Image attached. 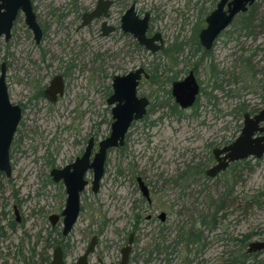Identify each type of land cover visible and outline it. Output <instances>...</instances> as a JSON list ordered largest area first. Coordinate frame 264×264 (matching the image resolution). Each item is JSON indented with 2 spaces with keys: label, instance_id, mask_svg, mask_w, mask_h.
<instances>
[{
  "label": "rangeland",
  "instance_id": "obj_1",
  "mask_svg": "<svg viewBox=\"0 0 264 264\" xmlns=\"http://www.w3.org/2000/svg\"><path fill=\"white\" fill-rule=\"evenodd\" d=\"M70 1L35 0L43 21L50 23L53 8L69 5ZM85 1L92 4L94 0ZM132 1L124 0L123 6ZM138 7L153 12V26L162 31L166 44L180 42L184 51L177 55V64L165 55L157 56V62H161L162 89L144 82L140 93L150 96L152 102L164 101L167 106L156 105L146 120L138 121L130 129L124 149L109 151L99 192L94 193L88 187L82 194V211L71 239L67 241L69 254V246L73 245L75 255L82 254L90 237L97 233L100 235L98 249L105 252L107 262L120 259V249L134 229V214L138 212L135 207L138 206L142 221L136 230L129 264H236L233 260H243L242 245L245 243L241 240L246 236L250 238L245 250L251 241L264 238V196H259L264 190V158L258 163L253 161L252 169L248 171L239 169L229 173L218 186L205 176L195 175L179 181L178 177L188 165L196 166L208 157L210 139L219 141L220 136L226 134L227 112L239 103L254 108L260 107L264 101V88L261 89L258 82L264 79V0H257L254 4L251 34L242 29V20L238 18L217 40L208 56L201 52L191 58L188 53L193 49L195 36L205 25L209 0L204 3L202 0H139ZM51 28L55 29L56 24ZM82 35L75 37V41H79L76 51L81 50L80 39L88 38L87 32ZM46 46L53 47L55 54H62L61 48L53 46L51 40L44 43ZM94 52L90 50L87 57L90 63L77 80L80 85L70 91V97L54 109L52 116L47 115L49 108H42L38 124L29 123L32 127L27 133L25 148L30 151L17 155L11 178L5 175L1 178L0 210L12 209L17 204L24 219V224H17L14 229L7 227L5 236L0 237L3 256L0 259L8 264L49 263L42 261V253L48 247L45 238L53 230L45 215L60 213L66 197L62 195L64 187L48 184L50 168L45 159L56 154L58 163L64 164L81 148L76 144L77 137L85 138L92 132H98L100 140L108 136L111 113L106 103L107 85L111 84L115 74L143 62L148 64L153 59L152 56H137L129 63L120 64L111 58L106 73L101 74L98 71L100 65L93 63ZM247 57L256 71L254 80L243 72L240 74L242 58ZM165 64H169L172 71H166L169 67L164 69ZM213 68L219 78L217 83L224 85L223 90L213 87L216 82ZM189 70H195L203 83V94L197 106L175 113L171 111L169 104L172 101L167 96L171 83L164 81L175 74L178 79L183 78ZM234 76H238V82L233 81ZM76 92L88 98V105L84 106L85 117L78 123L73 120ZM227 117L231 119V116ZM236 126L231 124L230 131L238 132ZM36 146L39 150L35 152ZM137 176H142L151 189L150 205L142 201L134 179ZM251 200H258L261 205L250 203ZM220 203L223 207L218 211L216 226L201 225L202 218L210 220ZM162 211L167 213L164 222L159 218ZM149 214L151 219H147ZM8 222L2 223L6 225ZM191 227H201L200 242L188 247L180 243L164 249L163 246L173 245L178 235H183ZM161 241L164 242L155 247ZM34 250L37 251L36 258ZM52 250L50 246L47 248L50 255ZM72 259L70 254L68 263ZM258 261L264 262V252L256 259H246V264H259Z\"/></svg>",
  "mask_w": 264,
  "mask_h": 264
},
{
  "label": "flooded vegetation",
  "instance_id": "obj_2",
  "mask_svg": "<svg viewBox=\"0 0 264 264\" xmlns=\"http://www.w3.org/2000/svg\"><path fill=\"white\" fill-rule=\"evenodd\" d=\"M100 0H94L92 4L87 3L85 0H71L69 5L63 6L61 8H53V11L51 12V23L45 22L42 19V13L38 10L36 6L35 0H31L32 3V9L35 15V20L38 23V25L41 27L43 35L39 41L36 39L35 32L30 29V27L27 24L26 21V14L23 11V9H19L15 15V18L12 22V27L10 30L9 35L6 33L0 34V77L4 75L5 83L7 85V92L9 96V100L13 105L18 106L21 109V119L19 122V125L17 127V130L14 134L12 144L10 146V162L12 167V173L11 176H7L4 172L0 173V188L2 185V176L5 175L7 178H11L13 175V170L15 167V162L17 155L20 154H27L29 150L25 148L26 139H27V133L31 129V124H38L40 118V115L42 113V108L48 109L49 113L47 115L52 116L54 113V109L58 107L60 104H63L67 98L70 97V91L73 89V87H78L80 84L78 83V79L81 77V73L86 70V68L89 65V61L87 57L89 56L90 50H94L93 53L94 59L93 63L97 62L100 66L98 67V71H100L101 74L106 73V67L109 65L108 61H111L112 58L113 61L120 63V64H126L129 63L137 58V56H152L153 59L150 60L147 63H140L138 66L128 67L125 69V71L121 74H115L112 77V82L110 85H107L106 87V103L108 104V109H110L111 113V119L110 124H112V107L113 105L108 103L109 98L113 95L114 89H113V79L117 75H125L129 72L135 71L138 68H144L145 73L148 74V77L145 76L143 73L141 75V79L139 80V85L137 87V96L139 97H146L149 100V104L147 106V113L140 119H135L130 127V129L138 122L146 120L147 117L151 112H153V104L150 96H146L140 93V87L144 82H150L152 87L159 88V90L162 89V85L160 84L161 78L159 77L158 82L154 83L152 78V71L154 67H161V62H157L158 57H162L165 55V57L169 60L171 58V61L173 64H177V55H180L184 51V46L180 42H174L171 44H166L165 37L162 31L156 29L153 26V12L148 9H143L138 7L139 0H133L131 4L127 6H123L124 0H103V1H110L111 4L106 9L101 8L99 12V16H95L92 19H88V16L90 13H92L99 4ZM204 1L208 0H202ZM220 0H209L210 2V8L209 12L207 13V16L205 18V25L200 29V31L195 36V40L193 42V49L189 50L188 56L195 57L198 56V54H203L205 56H208L212 49L214 48L217 40L224 34V32L235 23V21L239 18V16L243 13H239L235 19L232 21V23L221 32V34L217 37L215 40L213 46L210 49H207L204 47L200 40V33L201 31L207 27V17L217 8L218 3ZM232 0H228L230 2ZM257 2V1H256ZM255 2V3H256ZM254 3V4H255ZM126 4V3H125ZM253 4V5H254ZM134 6V10L136 15L139 17V19H144L147 13H149V21L148 26L145 31V37L146 39H152L153 37L157 36L158 40H155V42L151 43L152 47H158V49L153 50L151 48H148L145 44H141L138 37L135 35L134 32L130 30H126L123 27V18L126 12ZM227 9V5L225 6V10ZM5 9H3L4 11ZM86 16V17H85ZM56 24V28L52 29L51 27ZM50 26V27H49ZM54 31V33H53ZM87 32L88 38H81V50L79 49L76 51V48H79V41H75L76 36H83L82 34ZM53 34V36H52ZM51 40V43H53V46L57 45L61 48L62 54H55L53 51V47L49 48L48 46L44 47V43ZM96 43V46H95ZM76 44V46H74ZM44 47V48H43ZM96 49V50H95ZM75 51V52H73ZM199 60H201V56L199 57ZM117 65V64H116ZM169 67V64H165V68L167 69ZM166 71H172V69L169 67ZM193 71L195 74V78L199 84V94L197 97V100L195 104L192 107H195L199 104V100L203 94V83L201 80L197 77L195 70H189L188 74L180 79H175L169 82V78H165L164 83L167 81L168 83H171L170 88L167 90V96L170 101H173L176 103V105L184 110L190 109L192 107H189L187 109L181 108V106L176 102L175 97L172 93L173 83L179 80H183L186 78L189 73ZM215 76V74H214ZM224 85L219 84L218 88H221L223 90ZM170 91V96L168 92ZM216 96H214L215 98ZM76 98V106L73 110L74 122L78 123V121L84 119L85 110L84 106L88 105V98L80 94L79 92H76L75 95ZM172 104V103H170ZM247 110L242 118L235 117L234 118V109H232L231 112H227L225 114L226 116V126H225V133L222 136H220L219 141L215 140H209L207 146L209 147V154L208 157L200 160L198 163L201 165V167L204 169L203 171H200L198 175L205 176L208 180H211L212 184L215 186H218V184L222 183L224 181V177L226 175H229V173L234 172L235 170L238 171L239 169L241 172L248 171L250 167H252L251 163L254 161L255 163H258L261 159L264 158V155L261 158H257L255 156H249L244 159L230 161L229 158H226L227 151H224L222 153H218V155L215 153L217 150H223L224 148L232 145L238 136L240 135L244 123H245V114L248 113L251 116H254L255 114L259 113L264 108V101L260 107H249L245 103H243ZM157 105V104H156ZM158 106V105H157ZM172 111V109H171ZM45 113V112H44ZM227 116H231V119L228 120ZM31 123V124H29ZM100 125V122L98 123ZM231 124H236L238 132H231ZM260 126H264V122L260 124ZM39 128V127H37ZM70 128V127H68ZM130 129L126 135L125 138V144L123 146L117 147V148H123L127 144V138L130 133ZM36 132V131H35ZM111 132V130H110ZM110 135V134H109ZM108 135V136H109ZM262 135L261 133H256L254 137H259ZM106 136V137H108ZM105 137V138H106ZM103 139H99V133L98 132H92L85 138H76V144L81 146L80 150L77 152V154L74 157H71L69 160L65 161V163L60 164L58 163V157L56 154H49V160L48 158L45 159L46 165H49L50 172L48 174V184H52L55 186H62L64 187V191H62V195L67 199V193H66V187L64 180L61 179L59 181H56L52 175V171L54 169H63L71 164H73L77 158L82 157L85 151L87 150V147L89 146L90 140L93 139V146L91 150V156L90 161L92 162L94 159L95 154L99 151V145L100 142ZM114 149V148H112ZM39 150L38 146L35 147L34 151L36 152ZM111 149H109L110 151ZM109 154V152H108ZM108 158V157H107ZM107 163V160H106ZM222 164V168L215 171L213 175L209 174V170L215 168L216 166ZM105 172H106V165H105ZM92 175V177H91ZM105 176V174H104ZM137 176L136 182L138 184V187L140 189V192L142 194V201L144 199L146 200L147 204L152 203V192L149 187V185L145 182V184L148 186L150 191V200L147 199L142 191L141 187L138 181ZM85 179L88 181V184L86 185L83 192L90 187L92 189V182H93V170H88L85 175ZM223 180V181H222ZM102 181V180H101ZM101 187V183H100ZM100 190V188H99ZM93 191V189H92ZM81 193V199L82 194ZM94 192V191H93ZM99 192V191H98ZM97 192V193H98ZM95 193V192H94ZM66 199H65V205H66ZM19 202V198L17 200ZM64 205V208H65ZM60 213H51L45 215V218L48 219L50 222L51 228L53 229L52 232L49 233V235L45 238V241L48 244V247L52 248V253L47 251V248L45 249V252L42 253V261L44 263L49 262L50 264L52 262L54 251L57 247H61L62 254H63V260L64 264H77L79 262V259L81 256L85 254V252L90 248V245L92 242H94V248L93 251H91L86 258L87 264H120L121 258H122V250L125 248L130 238H132L133 243L131 245V251L129 254V261L130 257L133 251V244L136 239V230L139 229V224L142 221V219L137 218V216L142 214L139 210V207L136 206L135 208L138 210L134 214L135 223L133 231L129 234L128 239L126 240V244L120 249V259L117 261H110L107 262L106 260V254L103 250L98 249L100 244V235L97 233H94L83 251L80 255H75V251L73 250V246H69L71 250V255L73 256V259L70 263H68L67 259L70 256L68 251V239H71V234L74 229L75 224L77 223L81 211H82V204H81V211L78 216V219L76 223L74 224L71 231L64 235L63 233V216L62 212ZM217 209V208H216ZM20 208L17 204L12 206V209L10 208H2L0 210V237L5 236V229L12 228L14 229L17 224H21L24 219L21 215ZM162 211L161 213H163ZM161 213L159 214V218L161 221ZM166 217L167 213L165 212ZM217 214L216 213V220H217ZM10 215H13L14 218ZM52 215H58L59 218L56 220L55 223L52 222L51 216ZM165 217V221H166ZM142 218V215H141ZM152 215H148L147 219H151ZM5 220H8V224H3ZM215 220V222H216ZM164 222V221H163ZM101 233V231H99ZM94 237H97V239L94 241ZM250 238H248L244 245H242V254L243 257L242 261L233 260L236 264H246V259L253 258L256 259L260 254L264 252V249L262 250H256V251H250V245L253 242L256 241H264V238L262 239H256L251 241L248 246L245 248L246 243L248 242ZM242 242V240H241ZM37 251L34 250V255L36 258ZM23 257L27 260L28 263H30V259L26 258L24 252L22 251ZM0 256H2V252H0ZM18 256V255H17ZM3 257V256H2ZM16 258V256H13ZM20 257V256H19ZM29 259V260H28ZM15 262L16 260L13 259ZM4 261L0 259V264H8L7 261ZM33 263L37 264V261H33ZM258 263L263 264L264 262L258 261Z\"/></svg>",
  "mask_w": 264,
  "mask_h": 264
},
{
  "label": "water",
  "instance_id": "obj_3",
  "mask_svg": "<svg viewBox=\"0 0 264 264\" xmlns=\"http://www.w3.org/2000/svg\"><path fill=\"white\" fill-rule=\"evenodd\" d=\"M257 0H220L217 8L207 17V27L200 33V40L204 47L210 49L217 37L224 31L235 19L239 13L246 12ZM111 4L110 1L100 0L98 7L90 13L88 19L99 16L101 8L106 9ZM227 9L225 10V6ZM23 9L26 14V21L30 29L35 32L36 39L39 41L43 35L41 27L35 20V15L32 9L31 0H0V34L6 33L9 35L13 19L19 9ZM3 9H5L3 11ZM86 17V16H85ZM149 13L144 19H139L136 15L134 6H132L124 15L123 27L135 33L141 44H145L153 50L158 47H152L151 43L158 38L159 34L152 39H146L145 31L148 26ZM145 73L144 68H138L135 71L125 75H117L113 79L114 93L109 98L108 103L112 107L111 132L108 137L100 142L99 151L95 154L93 161H90L93 139L90 140L87 150L82 157L63 168L54 169L52 175L56 181L64 180L67 199L66 205L62 212L63 216V233L67 235L74 224L76 223L81 211V193L85 189L88 181L85 179L86 172L93 170L92 189L95 193L99 191L101 180L105 174V165L108 157L109 149L117 148L125 144L126 135L135 119L142 118L147 113L149 100L146 97L137 96V87L141 75ZM199 84L195 78L193 71L183 80L173 83L172 93L176 102L183 109L192 107L199 94ZM21 119V109L13 105L8 96L7 85L4 75L0 77V173L4 172L8 177L11 176L12 167L10 162V146L14 134L17 130ZM264 122V108L254 116L245 114L244 127L236 139V141L224 148L217 150L215 153L227 151L226 158L230 161L240 160L249 156L261 158L264 155V126H260ZM256 133H261L259 137H254ZM222 168V164L209 170V174L213 175L215 171ZM143 195L150 200V191L142 177L137 178ZM161 219L165 221V212L161 213ZM53 223L59 218L58 215H52ZM97 237H94V241ZM133 243L130 238L128 245L122 250V258L120 264H127L131 245ZM94 242L90 248L80 257L77 264H87V255L93 251ZM264 249V241H256L251 243L250 251ZM50 264H64L61 247H57L54 251V256Z\"/></svg>",
  "mask_w": 264,
  "mask_h": 264
},
{
  "label": "trees",
  "instance_id": "obj_4",
  "mask_svg": "<svg viewBox=\"0 0 264 264\" xmlns=\"http://www.w3.org/2000/svg\"><path fill=\"white\" fill-rule=\"evenodd\" d=\"M253 13H254V5H252L249 8V10H248L247 13H243V14H241L239 16V18L242 20V23H243L242 29L243 30H246L248 32V35L252 33V28H253V23H254L253 22L254 21L253 20L254 19ZM242 63H243V69L241 68L242 71H240V74H242V72H243L244 74L249 75L248 77L251 80H254L255 77H256V71H254L253 68H252V66L250 65L249 58L248 57L247 58H242ZM159 71H160L159 70V67L156 66V67L153 68L152 78H153V81H154L155 84L156 83H159L158 82L159 77H160ZM213 71H214L213 74H215L214 78L216 80V82H215V84H214L213 87L214 88H218L219 87V84L217 83V80L219 78H218V75H216L217 72H216V70L214 68H213ZM177 78H178V76H177V74H175L174 76L169 77V82H171L172 80H175ZM238 80H239L238 79V76L237 77L236 76L233 77V81L234 82H238ZM258 82L261 83L260 84V88L263 89L264 88V79H259ZM168 94H169V98H171L170 91L168 92ZM156 104L159 107H165V106H167L164 101H161V102H158V103H154L153 104V107H155ZM169 106L172 109V111L175 112V113H181V112H183V110L180 109L176 105V103H174L173 101H172V104H169ZM246 111H248L247 110V107L243 103H239L234 108V114H235L234 116L235 117H238L240 119V118L243 117V115H244V113ZM121 149H124V147L121 148ZM250 169H252V168L250 167ZM200 171H203L204 172V169L201 167L200 164H197L196 166H194V165H188L187 168H186V170H184L182 172V174L178 177V181L179 180L186 179L187 177H192V176L198 175V173ZM134 179H135V177H134ZM259 196H264V190H261L259 192ZM144 201H146V200L144 199ZM252 202H257L258 205H261L258 200H251L250 203H252ZM222 207H223V205H222V203H220L218 205V208L215 210V212L212 215H210L211 216L210 217V220H207L205 217H203L202 218V221H201V225H204V226L210 225L211 228H213L214 226H216V223H215L216 213H218V211H220V209H222ZM249 207H252V204H249ZM137 218L142 219L140 214L137 216ZM201 235H202V229H201V227H198L197 229L194 228V227H191L190 229L185 230L183 232V235H178L177 240H175L174 242H172L173 245L170 244V245H166V246H163V247H164V249H169L170 247L175 246V245H178L180 243H183L184 245H186L188 247L190 244H193V243H196V242H200L201 241ZM248 238H249V236H246V238L244 240H242V243H245ZM163 242L164 241L157 242L156 245H155V247L160 246L161 243H163Z\"/></svg>",
  "mask_w": 264,
  "mask_h": 264
}]
</instances>
